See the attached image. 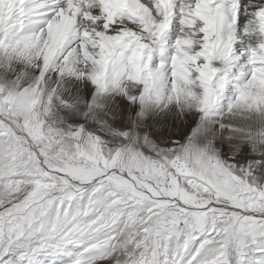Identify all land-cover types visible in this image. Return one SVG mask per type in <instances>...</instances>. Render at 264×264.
<instances>
[{
	"label": "snow or ice",
	"instance_id": "obj_1",
	"mask_svg": "<svg viewBox=\"0 0 264 264\" xmlns=\"http://www.w3.org/2000/svg\"><path fill=\"white\" fill-rule=\"evenodd\" d=\"M0 264H264V0H0Z\"/></svg>",
	"mask_w": 264,
	"mask_h": 264
}]
</instances>
